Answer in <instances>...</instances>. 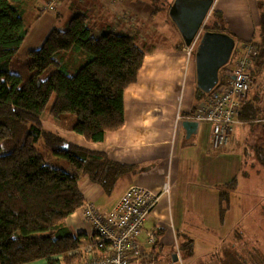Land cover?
<instances>
[{
	"label": "trees",
	"instance_id": "trees-1",
	"mask_svg": "<svg viewBox=\"0 0 264 264\" xmlns=\"http://www.w3.org/2000/svg\"><path fill=\"white\" fill-rule=\"evenodd\" d=\"M27 1L0 0V264H75L84 257L83 240L71 232L66 219L84 202L81 177L110 193L135 167L66 141L42 121L48 117L87 141H104L107 132L124 123V90L136 82L144 50L136 35L110 28L94 33L87 14L75 12L63 28L54 25L41 46L27 53L29 75L24 79L10 66L30 31L23 18ZM150 1L154 14L168 8L167 0ZM259 2V40H249L256 46L251 66L257 72L264 65V0ZM221 16L208 18L205 31H220ZM48 67L52 70L43 77ZM222 69L224 65L219 81L230 74ZM196 88L199 102L207 93ZM256 100L243 104L244 122L259 116ZM68 114L75 121L65 126ZM40 140L53 154L71 161L77 172L46 163L35 146ZM237 184L234 177L219 188L222 219Z\"/></svg>",
	"mask_w": 264,
	"mask_h": 264
},
{
	"label": "crops",
	"instance_id": "crops-1",
	"mask_svg": "<svg viewBox=\"0 0 264 264\" xmlns=\"http://www.w3.org/2000/svg\"><path fill=\"white\" fill-rule=\"evenodd\" d=\"M35 1H31L29 8ZM111 1L85 0L83 12L87 14L94 33L101 30V27L97 26L99 20H112L107 28L115 32H124L130 28L133 35L138 37L139 46L144 50V60L137 80L124 90L123 125L115 131L107 132L104 141L90 142L81 134L62 127L48 117L42 122L48 130L57 133L66 141L103 151L114 161L133 165L135 170L128 172L118 181L112 201L106 200L105 193L98 185L87 176H82L79 188L84 202L67 217L66 224L72 233L81 235L84 240L91 230L83 214L85 202L91 201L100 209L109 210L116 205L127 187L138 184L160 194L154 208L147 214L143 230L138 236L141 246L144 242L152 245V252L156 257L172 253L178 255L182 248L192 249L195 243L192 235L195 230L200 229L199 225L217 234L221 231L225 216L222 219L219 188L237 177L238 173H243V155L240 149L227 151L229 141L221 148H213L210 143V124L206 121H196L195 131L186 137L183 123L190 120L185 116L194 110L197 101L195 105L192 104L190 110H183L184 99L182 97L179 101L178 92L183 75L191 70L194 52H188V45L184 43L180 31L168 14L169 5L173 0H167L168 8L160 19L157 18V13H152V6L148 10L146 15L150 21L147 28L142 27L149 33L148 39H145L139 24L138 27L132 28L126 21L131 11L137 14L141 7L139 3L143 0H115L116 5H112ZM247 1L245 0L248 5L245 14L238 11L239 4L236 1L228 6H225L224 2L219 7L232 29L241 33L240 37L248 28L259 26L260 22V0ZM72 5H75V2H70V6ZM40 10L41 8L35 12L36 18L32 22L37 34H41L48 23L51 28L55 25L53 19L43 17L44 14ZM227 11H230L231 16ZM55 16L57 19L61 16L59 9ZM117 16L124 20L123 25L118 24ZM164 30L166 32L162 34ZM152 34H158V37L155 38ZM249 40H244V44H254ZM244 44L235 51H242ZM145 49H148L147 52ZM250 63L252 65V61ZM227 77L226 75L225 78ZM249 93L247 99H250ZM189 104L190 99L186 105ZM242 123L245 122H238ZM166 185L168 191L164 190ZM234 189L230 190V193ZM97 201L101 204H97ZM149 232L155 234L154 243L148 241ZM142 235L144 238H141ZM173 239L174 246L171 244ZM43 263L36 261L31 264Z\"/></svg>",
	"mask_w": 264,
	"mask_h": 264
},
{
	"label": "rangeland",
	"instance_id": "rangeland-1",
	"mask_svg": "<svg viewBox=\"0 0 264 264\" xmlns=\"http://www.w3.org/2000/svg\"><path fill=\"white\" fill-rule=\"evenodd\" d=\"M46 1L47 0H36L30 8L31 0H28L25 4L26 9L23 18L30 26V31L12 59L10 66L11 72L18 73L24 79L29 75L27 52L31 49L38 48L43 38H45L43 36H46L51 29V25L48 23L47 28L41 34H37L32 24L36 18L35 12L38 11L39 8H42ZM84 1L85 0H63L62 2L61 0L54 11H42L44 14L43 17H50V19H53V24L62 26L63 22L68 20L74 12H83ZM227 1L228 0L213 1V9L208 16L209 21L218 20L220 15L224 17L223 11L219 9L224 2L226 3L225 6H228L236 1L239 4L238 11L241 14H245L247 11V0V4L245 0ZM70 2H75V5L70 6ZM139 4L141 7L137 14L131 11L126 21L132 28L138 27L139 24L140 29H142V34L146 36L145 39H148L149 35L147 34L149 33H146L144 28H147V24L150 21L146 14L148 10L151 9V6L153 7V4L150 0H143ZM58 9L61 16L57 19L55 13ZM165 11L166 10L159 11L157 13V18L160 19L164 16ZM227 12L228 15L231 16L230 11ZM116 20L118 24H124V20L120 18V16H117ZM111 21L108 19L99 20L97 26H100L101 29L107 28ZM220 31L234 38L235 44L233 51L240 49L242 44H244V40H259L258 25L248 28L245 34L240 37L241 33H236L230 24L227 23L225 17L223 18V27L220 28ZM117 32L133 35L130 28L124 32L120 30ZM165 32L164 30L162 34ZM153 36L156 38L158 34ZM136 42H139L138 38H136ZM145 50L147 52L148 49ZM232 57L233 55L224 65L222 73L230 72L233 69ZM194 63L193 53L191 70L183 75L179 85V101H181L182 97L184 99L183 110H190L192 104L195 105L197 101V77ZM51 68L52 67H48L42 76L48 75L52 70ZM251 70L252 67L250 68L252 88L249 91L250 93L248 92L249 98L255 99L257 96L256 102L261 106V111L253 122H245L242 124L233 123L232 132L226 149L227 151H232L233 149L241 150L245 163L243 168L244 171H242V174L238 173L236 175L239 183L237 188L230 193V207L227 208L224 214L225 222L222 225L221 231L217 234L199 225L200 229L195 230L192 235L195 239L192 249L188 250L183 248L178 254L183 264H264V65L260 72L253 70L252 72ZM80 90L82 89L80 88ZM188 99H190V104L186 105ZM52 101L53 98L50 100L48 106L51 105ZM199 103L200 101L197 102V105ZM45 115L43 117H46ZM74 121L75 117L72 114H68L65 117V121H63V125L68 126ZM35 146L46 163L70 173L77 172V168L71 161L53 154L51 149L43 141H37ZM116 189L117 187L110 193H105L104 197L107 201L113 200L112 196L115 195ZM109 197L111 198L109 199ZM97 204H101L100 201H97ZM141 238H144L143 235ZM171 244L174 246V239ZM141 250L142 255L132 257L130 264H161L163 262L158 260L155 255H152V245L144 242Z\"/></svg>",
	"mask_w": 264,
	"mask_h": 264
},
{
	"label": "built area",
	"instance_id": "built-area-1",
	"mask_svg": "<svg viewBox=\"0 0 264 264\" xmlns=\"http://www.w3.org/2000/svg\"><path fill=\"white\" fill-rule=\"evenodd\" d=\"M61 0H47L40 11H54ZM116 5V1H111ZM213 9L210 8L192 42L187 46L192 53L205 31L204 25ZM256 52L253 43H245L242 51H233V69L228 77L219 81L194 110L185 118L190 121H206L210 124V143L221 148L229 141L233 123L243 122L240 113L247 100L252 80L251 55ZM168 185L164 187L168 191ZM160 194L138 184L130 185L118 202L109 210L87 201L83 214L91 226L81 245L83 259L75 264H130L132 257L142 255L138 236L143 230L147 214L154 208ZM155 234L148 233V241L155 242ZM175 264H182L179 255Z\"/></svg>",
	"mask_w": 264,
	"mask_h": 264
},
{
	"label": "water",
	"instance_id": "water-1",
	"mask_svg": "<svg viewBox=\"0 0 264 264\" xmlns=\"http://www.w3.org/2000/svg\"><path fill=\"white\" fill-rule=\"evenodd\" d=\"M214 0H173L169 5L168 14L180 31L183 41L189 45L199 27L207 16ZM235 40L221 31H204L199 43L195 46V71L197 87L207 93L213 89L219 80V69L225 65L233 52ZM186 137H189L197 126L196 121L183 123ZM67 147V146H66ZM166 264L177 261V253L156 257Z\"/></svg>",
	"mask_w": 264,
	"mask_h": 264
},
{
	"label": "flooded vegetation",
	"instance_id": "flooded-vegetation-1",
	"mask_svg": "<svg viewBox=\"0 0 264 264\" xmlns=\"http://www.w3.org/2000/svg\"><path fill=\"white\" fill-rule=\"evenodd\" d=\"M247 98H248V96H247ZM166 263H167V261L164 260L161 264H166Z\"/></svg>",
	"mask_w": 264,
	"mask_h": 264
}]
</instances>
